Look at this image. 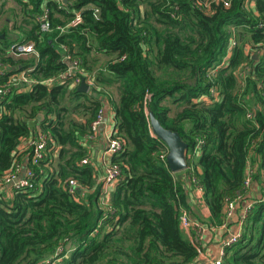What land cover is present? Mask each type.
I'll list each match as a JSON object with an SVG mask.
<instances>
[{"label": "trees", "instance_id": "1", "mask_svg": "<svg viewBox=\"0 0 264 264\" xmlns=\"http://www.w3.org/2000/svg\"><path fill=\"white\" fill-rule=\"evenodd\" d=\"M15 1L26 19L13 27L15 36L0 30V87L21 71L31 84L0 97V178L35 128L50 140L38 166L27 162L34 173L28 186L11 197L0 187V264L193 263L198 252L179 221L185 190L166 165V146L151 134L148 111L187 144L184 173L201 189L212 224L224 222V199L242 194L248 168L264 188V0ZM43 8L50 33L40 31ZM76 13L82 22L59 33ZM16 42H33L37 57L9 55ZM248 44L262 49L257 60L245 52ZM95 55L108 60L94 72ZM73 62L65 82L43 83ZM90 77V93L69 87ZM212 88L220 100L203 102ZM105 107L122 150L110 159L120 176L102 207L97 168L81 162L90 158L82 137ZM69 244L68 254L56 255ZM222 264H264V199L248 210Z\"/></svg>", "mask_w": 264, "mask_h": 264}, {"label": "built area", "instance_id": "2", "mask_svg": "<svg viewBox=\"0 0 264 264\" xmlns=\"http://www.w3.org/2000/svg\"><path fill=\"white\" fill-rule=\"evenodd\" d=\"M225 6H227V3H225ZM39 25H40V31L42 33H50L52 32V29L49 24V19H48V11L46 8H43L42 13L40 16L37 18ZM82 22L81 16L79 13L74 14V18L70 23H68L64 27H57L56 30L59 33L65 32L68 28H73L78 26ZM236 46V40L232 39L229 42L228 45V55L226 56L225 59L229 57V54L232 52L233 48ZM245 52L246 53H256L258 57L262 55V49L256 48L254 45H246L245 47ZM7 53L11 55L14 58H23L24 57H30L34 56L37 57L36 55V49H35V44L33 42H26V43H21V42H16L12 43L8 46L7 48ZM62 54L64 55L63 59L65 62H69L68 60L70 59V56L68 55V52L66 48H62ZM76 63L73 62L72 66L68 69V72L61 74L58 79H50L46 80L43 82L45 85L51 87L53 86L57 80L60 82H65L66 79L70 77L71 74L74 73ZM6 71V67L0 65V75L4 74ZM249 71V68L247 66H244V68L236 73V78H238V81L240 84H242V80L244 79L245 74H247ZM84 80L85 84L89 88V93L91 92L90 90L94 88V84L92 81V78L88 79H81V78H75L71 83H70V88H75L80 85V83ZM26 85L28 88L31 84L30 81L26 78V72L21 71L18 73H14L9 76L8 81L0 87V97L3 95H7L11 93L12 88H16L18 85ZM220 95L217 92L216 89L212 88L209 90V94L203 97V102L210 103V102H217L220 100ZM1 99V98H0ZM113 115V113H112ZM104 116H105V111L104 108H102L96 117V119L92 122L90 126V132L84 137H82V140L85 144H90L96 137V133L98 130L99 125L104 121ZM248 117H252L251 113L248 114ZM113 120V118H112ZM50 140V137L47 135L43 134L39 129L35 128V130L26 138L23 139L18 147L19 154H21V158L19 160H14L11 169L7 172V174L0 178V187H7L11 186L13 190H18L20 188H24L29 185L30 180L33 178V171L30 167H27V162L32 166H38L39 163L43 160V157L46 153V146L48 141ZM122 150V141L115 138V129L114 127L111 129L110 133L107 136L106 140V148L104 150L105 156L111 159L112 156L118 155ZM24 161L26 162V167L23 169V175L22 177H19V174L22 170V166ZM88 159L82 160L81 164H86L88 163ZM253 174L254 171L251 168H248L245 174V180H244V185H243V192L240 196H238L235 199H224V206H223V227L226 228V224L228 220L232 217L237 204H240L243 202L244 196L250 191V188L253 184ZM120 176V169L117 165L112 164L111 161L108 163H105L102 177L101 179L97 180V185H101V199H100V204L102 207H105L107 205V199H108V189L107 187L109 186H116L118 183ZM192 183L195 182L194 180H191ZM68 190L70 194H74L75 189L77 187V183L75 180L70 179L68 181ZM200 192L201 189L197 188ZM254 201L247 202L244 204L243 210H242V215L236 224V229L231 233L230 235L227 236V239L222 243L218 257L217 258H208L204 262L200 264H222L223 259L225 256V251L227 248L231 247L232 245L236 244L240 239L242 235V225L243 221L247 215L248 210L251 209L253 206ZM180 227L182 231L184 232H189L190 230H197L199 233L203 231L201 226L199 225L198 222L195 220H192L188 214L183 210L180 218ZM194 247L196 248L197 252L200 254L201 248L199 246L198 240L194 239L191 242ZM61 253L68 254L69 252L67 251L66 247L65 248H58L56 255H59Z\"/></svg>", "mask_w": 264, "mask_h": 264}, {"label": "crops", "instance_id": "3", "mask_svg": "<svg viewBox=\"0 0 264 264\" xmlns=\"http://www.w3.org/2000/svg\"><path fill=\"white\" fill-rule=\"evenodd\" d=\"M99 55H97L98 57ZM106 57V56H104ZM108 60V58H105ZM105 116L104 121L99 125L95 139L90 143L88 149L90 153V161L94 167L97 168V180L101 179L105 163L110 162L109 158L105 156L104 150L106 148L107 136L110 133L111 129L114 127V120H112V110L110 107H105ZM56 164V161H55ZM26 167V162L24 161L22 170L19 174V177L23 175V169ZM185 171L176 173V177L180 180L186 194V204L187 208L184 210L188 216L199 223L202 232L197 230H190L189 232H184V235L189 239L190 242L196 239L198 240L199 246L201 248L200 254L191 264H200L208 258H217L222 243L227 239V236L233 233L236 229V224L238 223L241 215L244 204L247 202L259 200L260 198L264 199V188L260 186L259 182H253L250 191L244 196L243 202L237 204L236 209L232 217L228 220L226 228L221 225L212 224L210 221L211 214L208 207L204 204L202 199V192H200L190 181V179L185 175ZM108 189V198L110 192L113 191L114 187L109 186ZM11 186H7L3 189L6 197L12 196ZM67 251L69 252L72 247L71 245L66 246Z\"/></svg>", "mask_w": 264, "mask_h": 264}, {"label": "water", "instance_id": "4", "mask_svg": "<svg viewBox=\"0 0 264 264\" xmlns=\"http://www.w3.org/2000/svg\"><path fill=\"white\" fill-rule=\"evenodd\" d=\"M3 35H0V39H3ZM256 60L257 57L254 56ZM77 90L82 93H89V88L85 84L84 80L80 83ZM151 134L161 141L167 148L166 165L171 173L176 174L185 171L187 144L182 141L177 132L164 129L160 123L156 120L154 114L148 111ZM42 119V117H39Z\"/></svg>", "mask_w": 264, "mask_h": 264}, {"label": "rangeland", "instance_id": "5", "mask_svg": "<svg viewBox=\"0 0 264 264\" xmlns=\"http://www.w3.org/2000/svg\"><path fill=\"white\" fill-rule=\"evenodd\" d=\"M21 9H22L21 6L18 5V3L15 0H0V30H2V28L6 26L8 32L12 34L13 36L19 34L17 33V31L13 30V27L16 25L21 26L23 20L26 19L24 17L25 14ZM249 54H251L253 59H254V56H256L258 59V55L256 53H249ZM24 58L30 59V58H36V57L30 56V57H24ZM97 58H98L97 59L98 63L96 64V66H93L94 72L97 71V68H99L104 63V61H106L104 55L99 56ZM170 107L174 109L173 106H170ZM74 118H77V117H74Z\"/></svg>", "mask_w": 264, "mask_h": 264}]
</instances>
